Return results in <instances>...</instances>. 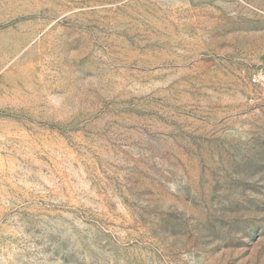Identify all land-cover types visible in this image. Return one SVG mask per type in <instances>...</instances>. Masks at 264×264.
Returning <instances> with one entry per match:
<instances>
[{
	"label": "rangeland",
	"instance_id": "rangeland-1",
	"mask_svg": "<svg viewBox=\"0 0 264 264\" xmlns=\"http://www.w3.org/2000/svg\"><path fill=\"white\" fill-rule=\"evenodd\" d=\"M0 264H264V0H0Z\"/></svg>",
	"mask_w": 264,
	"mask_h": 264
}]
</instances>
